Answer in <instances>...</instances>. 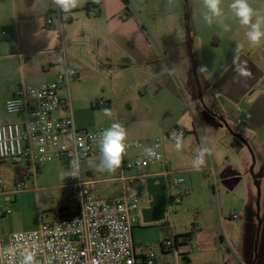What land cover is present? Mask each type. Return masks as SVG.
<instances>
[{
	"label": "crops",
	"instance_id": "obj_1",
	"mask_svg": "<svg viewBox=\"0 0 264 264\" xmlns=\"http://www.w3.org/2000/svg\"><path fill=\"white\" fill-rule=\"evenodd\" d=\"M89 2L90 0H81L78 7L62 12L53 5L52 0H0V124L24 120L22 115L7 114L16 117L15 121L5 116L4 104L12 97L18 85L38 86L52 82L64 65L77 73V79L73 80L77 82L82 78H120L133 72L135 78L139 77L141 80L149 76V81L143 82L149 90H176L177 84H183L186 93L193 96L198 93L197 86L200 85L199 90H204L202 95L206 109L217 117L210 116L205 109L204 119L208 124L212 125L214 120L220 124L218 118L226 123V119L232 118L229 111L235 106L240 112L250 115L242 134L259 161L257 178L262 193L259 211L261 227L254 264H264V44L259 47L250 45L246 38L249 26L239 24L229 7L232 0H226L221 5L223 14L220 21L230 25L231 29L227 32L221 26L219 30H213L203 20L202 11H193L190 17L191 46L183 37L179 40L165 39V15L173 12L172 14L185 16L184 9H166V0H128L127 7L121 0H101L95 4V13L91 12V7L86 8ZM249 4L264 16V0H249ZM143 8L150 9L144 14L149 16L142 19L143 24H139L133 13L135 9L141 11ZM46 19H51L50 26L46 25ZM2 32H5V36H2ZM237 44L241 45L238 53L235 51ZM219 47L224 49L225 56H230V59L225 61L218 75H211L207 53L209 48ZM195 65L197 70L201 66L207 69L199 72V83L192 81ZM243 67L251 71L250 77L239 75V69ZM198 97L200 98V92L196 98ZM217 99L224 103L221 104ZM74 121L77 128L86 129L83 119L75 120L74 117ZM183 145L184 141L181 147ZM91 160L85 162L84 167ZM178 160L184 169L171 167L175 175L197 172L210 177L203 171L209 167L203 163L199 170L195 169L193 161H189L185 152L178 156ZM153 169L149 171L155 172ZM221 169L233 171L221 165L216 172L219 173ZM114 173L115 177L102 179L107 184H117L112 197L120 192V183L116 181L118 173ZM92 174L84 172L83 178L89 179ZM237 176L239 182V175ZM238 182L231 184V188L221 184L231 191ZM16 197L17 195L13 196L12 205ZM245 210L244 217L239 219V225L244 223L241 247L236 248L231 236L225 234V225L220 218L216 231L214 229V233L203 243H197L201 248L199 253L205 257V261L212 260L217 264H252L258 223L250 195L245 200ZM228 220L235 221L231 218ZM2 225L0 220V234L6 239L9 235H3ZM155 227L152 225L142 228L137 224L133 229L135 253L140 260L149 256L144 251L147 243L137 242L134 233L137 236H142L147 230L157 233ZM199 235L200 233L196 237ZM176 236L178 233L174 230L173 237ZM192 237L193 234L191 241ZM161 240V251L168 252L162 250V244L172 239ZM186 246L180 245L178 248ZM174 252L178 255L180 253L177 250ZM154 259L160 263L159 259ZM174 262L180 264L176 255Z\"/></svg>",
	"mask_w": 264,
	"mask_h": 264
},
{
	"label": "rangeland",
	"instance_id": "obj_2",
	"mask_svg": "<svg viewBox=\"0 0 264 264\" xmlns=\"http://www.w3.org/2000/svg\"><path fill=\"white\" fill-rule=\"evenodd\" d=\"M225 1L222 0L221 5ZM178 8L185 10V16L172 14L173 12L166 14L164 37L167 40H179L180 37H183L188 40L191 46L190 17L195 9L203 13L206 11L203 0H172L171 3L166 0V9L175 11ZM149 10L147 8H143L141 11L135 9L133 17L139 24H143L142 19L149 16L144 14ZM218 21H220V17L214 18L211 25L213 30H219ZM140 29L144 31L142 27ZM207 59L211 65V75H218L230 56H225L222 47L209 48ZM148 79L149 76L144 80L149 81ZM144 80L139 77L135 78L133 72L120 78H82L80 82L72 80L70 95L75 120L83 119L87 129L109 128L113 122H118L127 131L126 141L128 139H131L129 142L159 141L173 169H184L178 160V156H182L183 152L187 154L189 161H193L200 149L206 147L210 150V154H205V166L218 171L219 166L225 165L239 175V182L231 191L225 189L219 181H215L212 175L207 177L205 174L197 172L181 176L174 175V178L181 180L182 183L177 187L168 186L167 194L172 197L178 196L180 203L170 207L163 221L151 224H145L141 216V210L148 204L146 187H141L138 183H133L130 186L135 192L137 200L136 214L139 226L142 228L156 226L157 233L148 230L142 236H137L134 233L137 242L147 243L144 250L147 255L159 259L160 264H175V255L180 264H217L212 260H204L205 257L200 255L201 248L197 243H203L211 236L214 229L216 231L217 222L222 218L225 234L231 236L232 243L239 249L243 242L242 226L244 223L239 225L241 222L239 220L229 221V216L233 213L244 217L245 200L247 197L249 198V195L252 208L256 212L257 189L250 173L253 162L252 155L255 160L253 174L256 177L259 161L252 146L243 137L242 131L246 124L237 125L232 121V118L226 119L227 127L224 124H219L216 120L212 125L208 124L204 119L206 105L202 95L204 90H199L200 85L197 86L198 93L192 96L186 93L183 84H177L176 90H149V87L143 84ZM192 81L199 83V71L196 65ZM199 92L200 98H196ZM219 102L224 103L223 100ZM99 103L104 105H99ZM106 109L111 111V117L105 115ZM237 111L240 112V109L235 106L229 111V114L233 115ZM5 116L12 121L16 120L14 116L10 117L7 114ZM161 120L163 121L161 122ZM177 130L185 133L181 140V144L184 141V145L180 149L176 147L177 140L174 136ZM237 137L246 142L249 148ZM99 162L100 159L93 158L85 164L86 167L82 165V172L101 173L100 179L115 177L114 172L98 171L96 166ZM67 167L65 161H53L42 169V172L37 176L35 185L32 186L30 182L26 183L29 190L17 195L16 201L12 205V214L1 220L3 235L35 230L39 227L41 219L47 223L53 220L54 212L74 209V205L68 201V190L60 186V178ZM186 167L190 168V166ZM153 170L156 171V169ZM15 174L13 163H0V182L6 191L14 190ZM116 187V183L96 185L94 196L110 198ZM261 195L260 187V202ZM259 204L261 206V203ZM174 230L178 236L193 234L192 241L186 247L177 249L178 253L180 252L179 255L174 250L163 252L159 246L161 239L174 238ZM198 233L200 235L196 237Z\"/></svg>",
	"mask_w": 264,
	"mask_h": 264
},
{
	"label": "built area",
	"instance_id": "obj_3",
	"mask_svg": "<svg viewBox=\"0 0 264 264\" xmlns=\"http://www.w3.org/2000/svg\"><path fill=\"white\" fill-rule=\"evenodd\" d=\"M100 2L90 0L91 12L97 11L95 4ZM45 23L50 26L52 21L46 19ZM63 67L52 82L18 85L4 104L6 114L22 115L24 120L0 124V163L11 162L18 167L14 190L6 191L0 182V220L12 214L13 196L27 192L26 183L35 185L42 169L53 161L67 163L60 186L68 190V201L74 209L54 212L52 221L41 219L35 230L13 233L6 239L0 234V264H23L28 253L34 254L33 264H160L151 256L143 260L136 256L132 232L138 224L137 200L130 186L138 183L146 187L149 178L163 177L169 212L180 198L168 196L167 187H177L182 182L174 178L175 172L159 141H126L129 147L116 169L119 194L95 197V186L106 181L100 179L99 173L84 179L82 165L93 158L100 159L99 135L107 128H77L70 95V82L77 79V73ZM249 120L247 113L237 111L232 115L237 125ZM181 133V140L184 138L185 133L177 130L176 140ZM147 148H153L159 158L146 155ZM151 168L156 171L150 172ZM223 170L217 173L210 167L203 171L218 181ZM230 218L240 219L233 213ZM178 241L164 242L162 250L176 251L181 240Z\"/></svg>",
	"mask_w": 264,
	"mask_h": 264
},
{
	"label": "clouds",
	"instance_id": "obj_4",
	"mask_svg": "<svg viewBox=\"0 0 264 264\" xmlns=\"http://www.w3.org/2000/svg\"><path fill=\"white\" fill-rule=\"evenodd\" d=\"M53 5L59 8L62 12H69L70 10L78 7L81 0H52ZM222 0H203V6L206 11L203 13V20L209 26L214 22V18H219L223 14L221 8ZM229 7L233 10L235 17L238 19L239 24L242 26H249L246 32V38L251 46L259 47L264 44V16L258 14L249 4V0H232ZM219 26L224 31H230V25L223 24L218 21ZM241 45L237 44L235 51H240ZM246 65V62H245ZM199 72H205L207 69L201 66ZM239 75L242 77H250L251 71L247 67L239 69ZM105 115L111 117L110 110H105ZM182 133L177 137V149L181 147ZM127 131L121 123L113 122L111 126L105 129L99 135V149H100V162L96 166L98 171L115 172L122 165L123 157L126 155L129 145L126 143ZM146 155L149 157H158V154L153 148L145 149ZM210 154V150L202 147L193 160V167L197 170L204 163L205 154ZM73 176L76 175L74 172ZM33 253H28L24 256L23 264H33Z\"/></svg>",
	"mask_w": 264,
	"mask_h": 264
},
{
	"label": "water",
	"instance_id": "obj_5",
	"mask_svg": "<svg viewBox=\"0 0 264 264\" xmlns=\"http://www.w3.org/2000/svg\"><path fill=\"white\" fill-rule=\"evenodd\" d=\"M207 113L210 116L216 117L215 114L212 112H209L206 109ZM217 118V117H216ZM224 126L227 127L226 123L222 118H218ZM239 140L243 142V144L249 148L248 144L244 142L240 137H237ZM250 150V149H249ZM252 154V153H251ZM252 166L250 168V173L252 175V178L254 180V185L257 189V198H256V219H257V231H256V238H255V245H254V258L252 264L255 263L256 258H257V244H258V239H259V232H260V227H261V221L259 217V211H260V183L259 180L256 176L253 174V168H254V156L252 155ZM219 181L224 186H227L231 188L232 185L236 184L238 182V176L235 172L230 171V170H223L219 174ZM232 184V185H231ZM146 190L148 194V204L146 207H144L141 210V216L143 218V222L145 224H151V223H156L163 221L166 217V214L168 212V203H167V196H166V188H165V182L163 177H154V178H149L147 180L146 184Z\"/></svg>",
	"mask_w": 264,
	"mask_h": 264
},
{
	"label": "trees",
	"instance_id": "obj_6",
	"mask_svg": "<svg viewBox=\"0 0 264 264\" xmlns=\"http://www.w3.org/2000/svg\"><path fill=\"white\" fill-rule=\"evenodd\" d=\"M121 1L127 7L128 0H121ZM86 8L87 9L89 8V3L86 5ZM15 170L17 171V168L16 167H15ZM63 210H68V209H63ZM191 236H192V233H188L186 235H181V236L174 237V240L175 241H178L179 239L181 240L180 243L177 245V247L180 246V245H182V246L187 245L191 241Z\"/></svg>",
	"mask_w": 264,
	"mask_h": 264
},
{
	"label": "flooded vegetation",
	"instance_id": "obj_7",
	"mask_svg": "<svg viewBox=\"0 0 264 264\" xmlns=\"http://www.w3.org/2000/svg\"><path fill=\"white\" fill-rule=\"evenodd\" d=\"M219 177V176H218Z\"/></svg>",
	"mask_w": 264,
	"mask_h": 264
}]
</instances>
